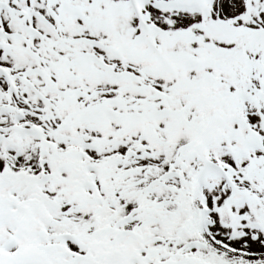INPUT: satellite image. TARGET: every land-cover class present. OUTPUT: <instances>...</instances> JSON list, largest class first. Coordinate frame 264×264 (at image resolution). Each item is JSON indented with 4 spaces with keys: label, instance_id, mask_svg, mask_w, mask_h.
Wrapping results in <instances>:
<instances>
[{
    "label": "snow or ice",
    "instance_id": "1",
    "mask_svg": "<svg viewBox=\"0 0 264 264\" xmlns=\"http://www.w3.org/2000/svg\"><path fill=\"white\" fill-rule=\"evenodd\" d=\"M0 264H264V0H0Z\"/></svg>",
    "mask_w": 264,
    "mask_h": 264
}]
</instances>
